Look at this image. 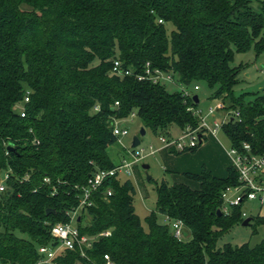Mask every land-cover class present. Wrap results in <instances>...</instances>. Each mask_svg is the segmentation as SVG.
<instances>
[{
  "label": "trees",
  "instance_id": "1",
  "mask_svg": "<svg viewBox=\"0 0 264 264\" xmlns=\"http://www.w3.org/2000/svg\"><path fill=\"white\" fill-rule=\"evenodd\" d=\"M252 47L264 52V0H0V170H11L0 196V264H35L52 226L70 221L78 206L75 186L116 166L108 153L119 138L115 120L136 111L146 128L168 135L174 125L198 126L189 110L200 103L196 95L138 79L148 63L185 86L205 81L232 110L223 122L232 145L264 152V94L255 101L235 95L244 69L233 64L235 54ZM116 59L133 74H115ZM185 176L198 187L157 183L156 210L144 221L133 182L108 179L77 224L83 234H112L87 257L66 250L53 264H105V254L113 264H264V239L220 243L246 219L241 206L224 210L223 191L239 183L235 168L224 178L207 166ZM159 214L182 220L185 238Z\"/></svg>",
  "mask_w": 264,
  "mask_h": 264
},
{
  "label": "built area",
  "instance_id": "2",
  "mask_svg": "<svg viewBox=\"0 0 264 264\" xmlns=\"http://www.w3.org/2000/svg\"><path fill=\"white\" fill-rule=\"evenodd\" d=\"M162 21V20H161ZM113 72L118 75H131L133 71L131 69H125L122 66V62L116 59L113 66ZM264 73V68L262 69ZM139 80H149L154 83H163L164 80H175V77L171 73L163 72L158 68H152L150 63L146 65L144 73L137 75ZM195 89L198 90L199 86L196 85ZM185 95L192 96L187 90H182ZM30 101V93L28 92L25 97V102ZM119 105V102L116 103ZM225 108V104L220 102L215 108H210L207 114H204L198 107L189 106V110L193 112L199 118V124L197 127L188 125L183 129V136L178 139L168 141L165 136L161 138L162 142L168 148H175L179 151L191 150L196 148L201 141H203L204 135H215L223 129V124L215 123L212 128L207 123V119L215 117L216 114ZM99 110V107H96ZM135 113H133L134 115ZM239 115V112H236ZM21 116H27L25 108L21 110ZM122 119L115 120L114 134L118 137L125 136L129 132L126 128H121L118 122ZM133 148V160L124 159L116 166L104 169L98 168L93 174L90 175L85 185H76L75 190L79 196V204L76 208L68 211L70 221L58 222L51 228L52 242L48 244H42L38 246V253L40 258L35 264H53L56 256L62 251L75 250L79 248L81 256L87 257V250L92 248L94 242L100 237H107L112 234L111 230H105L97 235L83 234L75 223L82 220V215L85 210L93 206L95 203V194L101 191V188L108 179L118 177L121 174L131 175L132 167L139 162L144 156L142 151ZM230 154L233 157V167L238 173L239 183L233 186H228L222 193V199L224 203V210L228 212L232 207L241 206L242 216L248 218L247 207L245 205L248 202H257L261 206L264 205V152H255L253 146L245 142L240 147L231 146ZM4 178L0 181V196L4 194L8 188V181L11 178V170L5 171ZM45 182H50L49 178H45ZM56 190V189H54ZM105 198L112 196L113 191L111 188H107L103 191ZM230 192L233 193L231 198ZM230 204V206L228 205ZM172 227L174 235L182 240L185 238V225L180 219H173L167 217ZM55 243V244H53ZM105 264H113L112 258L109 254H105Z\"/></svg>",
  "mask_w": 264,
  "mask_h": 264
},
{
  "label": "rangeland",
  "instance_id": "3",
  "mask_svg": "<svg viewBox=\"0 0 264 264\" xmlns=\"http://www.w3.org/2000/svg\"><path fill=\"white\" fill-rule=\"evenodd\" d=\"M169 29L171 31L172 27L169 26ZM233 64L244 66L240 74V81L235 86V95L240 96L244 94L246 101H255L259 95H263L264 73L262 69L264 68V52L257 55L254 47L246 52H237ZM163 83L171 92H181L183 89H187L192 95H198L200 100L198 108L201 109L204 114H207L210 108H215L218 103L223 101L222 98L212 97L214 90L211 89L205 81H199L190 86H185L178 80V77L175 76L174 81L164 80ZM195 85L199 86L198 90L195 89ZM230 111L232 110H228L227 108L221 110L215 117L208 118L207 123L212 128L216 122L222 125L226 117H231ZM118 125L121 128H126L129 133L125 136H120L118 140L108 148V153L113 163L119 164L124 159L133 160L132 143L135 136H138L141 140L140 145L135 148L137 149L136 152L144 149V151H142V156L144 157L132 167V174H121L119 176V179H129L133 182L136 188L134 202L135 210L142 221H144L152 211L156 210L157 183L165 181L168 184H173L180 180L186 182V178L182 173L180 177L177 172L174 171L175 168L171 162L172 157L166 155L168 147L161 140L163 136H165L168 141L178 139L183 136L184 132L179 126L174 125L169 135L159 132L156 133L144 126L136 111L134 115L132 113L128 117L120 120ZM142 129L146 131L144 135L141 134ZM217 136L221 137V139L223 138L221 134H217ZM211 137L212 135L209 134L208 140H211ZM222 141L225 142L224 139H222ZM206 144L207 141L203 142L198 148L204 147ZM187 154H191V151H185L181 155L185 156ZM144 164H148L149 168L145 169L143 167ZM182 167H184V164L181 163V168ZM5 173V170H0V181L4 178ZM148 176H151V180L148 179ZM229 196L233 198L234 195L230 192ZM228 205L230 206L229 203ZM245 207H247L249 218H253V220L248 225L240 223L234 226L221 237V244L231 243L235 246L245 244L255 246L264 239V223H257L258 217H264V205L261 206L257 202H248ZM158 218L161 223L168 224L172 230L170 222L165 215L159 214ZM74 225L78 226L77 223ZM189 237L190 236L186 238Z\"/></svg>",
  "mask_w": 264,
  "mask_h": 264
},
{
  "label": "crops",
  "instance_id": "4",
  "mask_svg": "<svg viewBox=\"0 0 264 264\" xmlns=\"http://www.w3.org/2000/svg\"><path fill=\"white\" fill-rule=\"evenodd\" d=\"M217 134H221L223 137L222 139H224L225 142L222 141L221 137H218ZM217 134H215L214 137L211 134V140H208L209 134L207 133V140H205L207 141V144L204 147L197 148L194 152L191 151V154H187L185 156H182V153L177 154L172 152L168 148V150H166V155H168V157H172L171 162L175 168L174 171L181 177V173L184 176L187 172L199 173L204 166H207L217 177H227L228 169L233 166V157L230 154L232 142L223 129ZM202 144L203 141L200 142L199 146ZM181 163L184 164V167L182 168ZM185 178L186 182L181 180L177 182H184L194 188L198 187V183L188 179L186 176Z\"/></svg>",
  "mask_w": 264,
  "mask_h": 264
},
{
  "label": "water",
  "instance_id": "5",
  "mask_svg": "<svg viewBox=\"0 0 264 264\" xmlns=\"http://www.w3.org/2000/svg\"><path fill=\"white\" fill-rule=\"evenodd\" d=\"M195 100L196 102L198 103L199 102V97L198 95H196L195 97ZM145 129H142L141 131V134L144 135L145 134ZM141 143V140L138 136H135L134 139H133V143H132V147L135 149L137 146H139ZM9 149H12V146L9 147ZM143 167L145 169H148L149 168V165L148 164H144ZM148 179L151 180V176H148ZM52 213H55V210L54 209H48L47 210V214H52ZM218 213H221V210L218 211ZM252 218H246L244 221H243V225H248L250 223Z\"/></svg>",
  "mask_w": 264,
  "mask_h": 264
}]
</instances>
